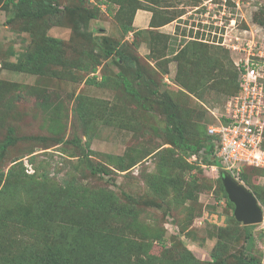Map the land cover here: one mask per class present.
Wrapping results in <instances>:
<instances>
[{
    "label": "rangeland",
    "instance_id": "obj_1",
    "mask_svg": "<svg viewBox=\"0 0 264 264\" xmlns=\"http://www.w3.org/2000/svg\"><path fill=\"white\" fill-rule=\"evenodd\" d=\"M57 1L60 11L65 5L78 4V0ZM83 1L84 6H95L101 10L100 19L92 23V28L97 31L94 36L98 37L99 32H103L101 36L113 38L114 43L117 41L118 49L120 47L126 53L127 63L132 64L131 71L136 65L132 59L134 54L142 61L138 62V67L142 69L143 77L133 80L130 76L133 82L131 88L138 90L143 97L146 95L143 82L153 79L161 84L158 95L154 96L159 100L164 98L165 92L171 93L174 101L179 92L184 93L185 96L181 95L176 101L193 110L189 123L194 121L209 126L224 112L231 90L230 73L237 68L243 56L236 47L247 43L251 48L255 46L254 53H260L262 57L259 60L264 61V25L255 20L257 15L264 16V0H131L137 4L135 9L129 6V0H116L113 15L106 12V4H98L97 0ZM143 15L148 18L145 23L141 19ZM11 17L14 18L12 10L3 9L0 3V80L44 88L49 99L40 102V98L24 94L19 88L8 94L11 104L7 103L6 108L9 109L0 108V141L6 136L7 129L12 128L15 142L0 162V173L6 174L11 161L20 158L29 174L36 167L38 176L44 173L60 185L70 178L77 185L113 192L122 205L129 203L130 199L132 203L137 201L135 207L140 221L165 231L164 245L157 241L146 244L147 256L152 257L156 264H170L178 260L187 262L188 259L190 264H195L191 258L197 260V264H206L211 262L210 254L213 252H217L219 258H224L228 264H235L237 258L249 257L259 258L264 264V205L257 200L262 207L263 220L250 227L249 242L244 226L233 219V210L226 206L220 194L217 184L220 171H217V166L204 161L199 170L188 171L187 165L193 164L195 157L182 156L180 161L179 152L157 153L171 148L165 144L167 141L163 134L166 125L163 103L153 100L155 103H151L150 110L146 111L131 101L132 96L125 93L120 82H107L110 85L87 89L79 82L81 76L87 75L79 70H71L72 74H69L73 78L64 73L65 80H58L4 68L3 63L15 64L32 42L29 34L19 33L16 25L8 24ZM69 21V16L65 14L63 22L68 25ZM127 26L130 29L125 32ZM47 34L65 40L62 45L67 49L68 57L78 58L71 50L75 45L66 42L70 29L54 27ZM52 68L57 74L61 70L60 66ZM118 71V66L104 59L90 77L95 76L97 82L102 81L103 75L112 80ZM193 82L197 83L194 93L183 87ZM79 94L85 95L92 103L91 123L87 127L76 110ZM79 146L84 153L90 154L92 163L107 166L110 174L91 176L80 165L76 168L75 162L81 153ZM131 149L144 159L126 172H119L106 159L107 156H123ZM160 156L168 165L173 164L163 169L176 180L174 183L177 182L178 189L176 192L167 188L165 199L148 189L146 184L147 177L158 172ZM248 175L250 183L259 189L264 200V168L252 167ZM48 184L46 189L50 187V181ZM243 185L251 191L244 182ZM189 193L194 200L187 198ZM36 197L40 198L39 195ZM34 199L22 196L20 201ZM145 201L148 205L143 204ZM27 208L31 215L38 212L29 204ZM73 210L75 214V207ZM66 213L67 209L62 208L57 216L51 217L52 222L47 219L52 223L48 230L49 240L62 239L64 227L71 226L65 225ZM190 215H193V219L188 220L190 225L180 233L181 224L187 222ZM77 220L82 221L80 225L83 226L87 223L75 215ZM95 223L97 228H112L118 224L112 217L105 218L102 224L99 221ZM24 226V218L19 216L14 226L10 223L6 226L7 234L11 240L21 243L23 249L26 247L36 253L40 243L42 245L40 241L44 238L42 233L46 232V226H27V229ZM178 242L182 253L189 250L192 257L183 253L180 258ZM16 245L8 252L11 257L16 253Z\"/></svg>",
    "mask_w": 264,
    "mask_h": 264
},
{
    "label": "trees",
    "instance_id": "obj_2",
    "mask_svg": "<svg viewBox=\"0 0 264 264\" xmlns=\"http://www.w3.org/2000/svg\"><path fill=\"white\" fill-rule=\"evenodd\" d=\"M129 1V6L132 9L137 8V4L131 0ZM83 2V0H78V4L65 5L63 11H60L58 10L60 5H58L59 2L57 0H0L3 9L9 8L14 13V18L11 17L7 21L8 24L16 25V31L27 33L32 39L30 47L21 54V58L15 64L3 63L2 66L17 73L30 74L38 78H57L58 80H65L64 73L69 74L71 70H79L87 75V77L81 76L79 79V82L83 83L82 86H86L87 89L93 86L110 85L107 82H120L122 87H124L125 93L132 96L131 101L142 109L149 111L150 104L155 103L154 101H157L158 104L159 102L164 104L166 125L163 129V134L167 141L165 144L170 145L171 148L157 153L161 155L162 153L179 152L181 156L178 160L180 161L182 156L195 157V162L187 165L188 171L200 168L204 161L212 166L219 167L220 165L215 158L219 139L208 134V125H201L194 121L189 123L190 119L193 118V110L180 105V102L176 101V98L179 99L178 97H181V95L185 96V94L182 92H179L178 96L175 94L174 101L172 94L165 92L163 94L164 98L159 100V97L154 96L158 95L161 84L153 79H149V82H143L146 90V95L143 97L138 90L135 91V89L131 88L133 82L129 79L130 76H132L133 80H141L143 77L142 69L138 67V62L142 61L139 60L138 55L132 54V59L136 65L135 70L131 71L132 64L127 63L126 53H123L120 47L118 49L117 41L114 43L113 38L101 36L103 32H99L100 35L95 37L94 34L97 31L92 28V23L100 19L101 10L95 6L92 8L84 6ZM115 2L116 0H97L98 4L107 5L106 12L110 15L114 14L113 5ZM65 14L70 18L68 25L63 22ZM120 15L121 13L118 14V16ZM259 16H255V20L264 25V16ZM118 20L120 19L118 18ZM54 27L70 29L71 34L66 42L70 41L75 45L71 50L78 55L77 59L68 57V51L62 45L65 40L48 36L47 31ZM129 29L130 27L127 26L125 32H128ZM104 59H109L110 63L118 66L119 71L114 79H107L103 75L102 81L97 82L95 76L90 77V75H94L97 66ZM54 66H60L61 70L58 74L53 70L52 67ZM239 75L240 71L236 67L230 73L231 82L229 88L231 90L229 97L239 92ZM6 82L0 80V108L9 109V107H6L7 103L11 104V99L7 96L18 88L24 94L40 98V102H47L49 99V94L44 88ZM195 82L198 81L195 80ZM196 85L197 83L193 82L189 85L184 84L183 87L194 93L193 90ZM163 87L167 88L166 86ZM77 97L78 106L76 110H78V116L87 127L91 123L89 117L92 103L83 94H79ZM217 121L214 124H217ZM221 121L224 124L227 123L225 119ZM14 142V131L12 128H8L6 136L0 141V162L3 161L7 149ZM261 148L264 150V139ZM79 150L81 153L78 155L79 157L77 156L76 168L80 165L91 176H97L98 174L108 176L110 174L111 171L107 166L99 162L92 163L89 158L90 154L84 153L81 146H79ZM136 153L137 151L131 149L123 156H107L106 159L110 164L115 165L119 172H126L144 159L142 156L139 157L138 153L134 156ZM74 157L72 156V158ZM212 158L213 160H211ZM159 160L158 172L147 177L146 184L148 189L165 199L167 188L178 191L177 182L174 183L176 180L166 174L163 169L173 164L168 165V162L166 163L161 156ZM159 160L157 165H159ZM251 168L242 167L239 180L244 182L251 189L256 199L264 205L259 189L249 181L248 171ZM48 181L51 184L46 189L45 186H49ZM178 182H181V180H178ZM217 184L220 194L225 199L226 206L234 210V206L227 200L220 177L217 178ZM38 195L40 198L36 197ZM187 195V198L194 200L192 193ZM22 196H29L35 199L22 202L20 201ZM130 203H132V199L126 205H122L113 192L104 188L91 189L81 184L77 185L70 178L60 185L58 182L48 179L44 173L38 176L36 167L35 171L29 174L24 169L21 159L16 158L11 161V166L6 174L0 173V264H156L152 257L147 256L146 244L151 241H157L164 245L163 237L165 231L141 222L138 209L135 207L137 201L133 200V203ZM150 203L152 204L153 202L150 201ZM28 204L29 207L38 211L35 215H31L27 208ZM143 204L148 205L147 201L143 202ZM62 208L67 209V217L65 218L67 223L65 225L71 226L64 227L62 239L50 238L49 240L48 230L52 224L51 217L57 216ZM75 215H78L80 219L87 223L84 226L80 225L83 222L80 220L75 221ZM19 216L24 218L26 224L24 227L26 229L27 226L36 228L46 226V229L44 228L46 232L42 233L44 238L40 241L42 245L40 243L36 253L30 252L29 248L26 247L23 249L21 243L11 240L10 235L7 234L6 226L9 223L14 226ZM108 217L115 219L118 222L117 226L114 225L112 228L96 227V221L102 224L103 220ZM48 218H50L51 222L47 220ZM192 219L193 215L187 216V222L181 224L180 233L184 232V228H187L191 223L188 220ZM74 224L79 226L75 227ZM58 227L61 228V226ZM250 227H243L244 234L249 242H251ZM14 244H17V249L15 250L16 253L11 257L8 252L12 250V247L15 246ZM177 245L179 247L177 251L181 253L180 258L183 253L192 257L189 250H183L182 253L180 243ZM2 251H5L4 254H2ZM210 257L211 262L206 264H228L224 258H219L217 252L211 253ZM192 261L197 264V260L194 258H191ZM170 264L190 263L188 259L187 262L178 260L170 262ZM235 264H261V260L254 257L237 258Z\"/></svg>",
    "mask_w": 264,
    "mask_h": 264
},
{
    "label": "built area",
    "instance_id": "obj_3",
    "mask_svg": "<svg viewBox=\"0 0 264 264\" xmlns=\"http://www.w3.org/2000/svg\"><path fill=\"white\" fill-rule=\"evenodd\" d=\"M235 49L244 56L237 64L239 92L228 98L217 124L209 125L207 132L219 139L217 171L240 181L242 167L264 168V61L259 60L260 53H254L255 46L251 48L248 43Z\"/></svg>",
    "mask_w": 264,
    "mask_h": 264
},
{
    "label": "water",
    "instance_id": "obj_4",
    "mask_svg": "<svg viewBox=\"0 0 264 264\" xmlns=\"http://www.w3.org/2000/svg\"><path fill=\"white\" fill-rule=\"evenodd\" d=\"M219 174L227 200L234 206V219L243 226L261 223L263 211L254 194L227 172Z\"/></svg>",
    "mask_w": 264,
    "mask_h": 264
},
{
    "label": "crops",
    "instance_id": "obj_5",
    "mask_svg": "<svg viewBox=\"0 0 264 264\" xmlns=\"http://www.w3.org/2000/svg\"><path fill=\"white\" fill-rule=\"evenodd\" d=\"M141 19L143 20V23H145V21H146L148 18H147V16L143 15Z\"/></svg>",
    "mask_w": 264,
    "mask_h": 264
},
{
    "label": "clouds",
    "instance_id": "obj_6",
    "mask_svg": "<svg viewBox=\"0 0 264 264\" xmlns=\"http://www.w3.org/2000/svg\"><path fill=\"white\" fill-rule=\"evenodd\" d=\"M224 172V171H223ZM220 175V174H219ZM230 175V174H229ZM231 176V175H230ZM240 182V181H239ZM241 183L243 184V182L241 181Z\"/></svg>",
    "mask_w": 264,
    "mask_h": 264
}]
</instances>
